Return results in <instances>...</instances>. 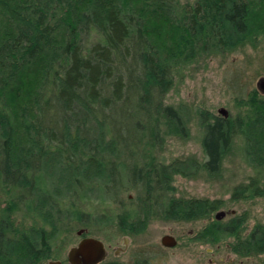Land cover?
Returning a JSON list of instances; mask_svg holds the SVG:
<instances>
[{"label":"trees","instance_id":"trees-1","mask_svg":"<svg viewBox=\"0 0 264 264\" xmlns=\"http://www.w3.org/2000/svg\"><path fill=\"white\" fill-rule=\"evenodd\" d=\"M263 32L264 0H0V195L7 204L0 209V264L57 257L61 234L73 230L66 225L83 224L81 206L105 201L121 210L116 215L108 202L109 215L93 219L101 227L135 235L150 217L208 219L197 240L230 236L238 257L263 256L264 224L244 234V214L211 219L225 206L222 198L176 197L172 182L200 171L217 175L236 137L246 132L255 141L254 132L264 133V95L254 89L236 98L246 111L234 116L197 109L201 161L158 156L166 137L188 136L180 107L165 103L184 69L253 45ZM32 65L26 104L15 109L6 91ZM260 146L256 174L264 173V141ZM97 186L113 189L111 199H92ZM133 190L132 199L124 196ZM256 197L264 198V183L251 178L230 200Z\"/></svg>","mask_w":264,"mask_h":264},{"label":"rangeland","instance_id":"rangeland-1","mask_svg":"<svg viewBox=\"0 0 264 264\" xmlns=\"http://www.w3.org/2000/svg\"><path fill=\"white\" fill-rule=\"evenodd\" d=\"M182 3L184 0H181ZM61 34L55 38L60 39ZM36 66L24 70L14 83H11L6 91L8 103L17 108L24 102V97L32 87V77H35ZM184 78L177 91L171 90L166 97L165 103L180 107V111L187 118L188 136H168L163 141V148L158 152L159 159L165 163L174 159L196 158L199 162L203 159L200 139L203 135L198 126L197 109H203L215 116H234L238 110H245V106H237L236 98H247L255 89L259 94L264 91L259 89L257 83L264 77V32L257 34L256 42L248 43L227 55H212L202 60L198 65L192 63L184 69ZM32 71V75L30 72ZM223 108L226 116L219 110ZM20 114V109H17ZM243 132L236 137V147L229 153L221 165V171L217 175L208 177L204 172H198L188 177L175 176L173 193L176 197L196 198H222L225 206L217 213L222 212L218 219L226 220L236 214H244L247 219L243 224L244 234H247L257 223L264 224V198L256 197L246 201L230 200L232 189L239 184H246L251 178L261 179L264 183V173L260 171L259 177L257 162L254 160L259 154L260 144L264 141V133H253V138L247 139ZM257 140V141H256ZM252 142H258L259 150L249 147ZM253 145V144H252ZM253 152V153H252ZM121 171V182L127 183L129 170ZM127 174V176H126ZM262 174V175H261ZM126 176V177H125ZM97 186L94 200H110L114 190L105 192ZM127 198L132 199L135 191L126 193ZM122 197V200L127 198ZM106 206L100 207L95 202L92 206L82 205L83 224L72 221L66 226L72 227V231L61 234V246H58L57 254L60 259H66L68 248L77 243L79 237L76 230L86 228L87 234L102 240L107 250V256L103 262L116 261L121 264H264V255L260 257L240 258L232 253L230 246L232 237H221L218 242L210 244L203 240H197V233L208 224V219L198 221H165L159 217L147 218L145 230L140 234L124 235L115 225L101 227L96 223L95 216L110 212V202L116 208V215L120 213V206L114 201H105ZM105 204V203H104ZM6 196L0 195V209L6 207ZM103 208V211H101ZM109 212L107 216L109 215ZM216 213V214H217ZM89 215L90 218L85 219ZM213 215L211 219H215ZM21 215H14L16 223L22 222ZM217 218V217H216ZM28 220V219H26ZM67 222V221H66ZM87 223L88 226L85 224ZM100 224V225H99ZM115 224V223H114ZM127 238V248L124 249L122 242ZM163 238L171 244H164ZM174 245V246H173ZM124 249L123 253H118ZM117 252V254H116ZM68 264V262H64ZM45 264V263H43Z\"/></svg>","mask_w":264,"mask_h":264},{"label":"water","instance_id":"water-1","mask_svg":"<svg viewBox=\"0 0 264 264\" xmlns=\"http://www.w3.org/2000/svg\"><path fill=\"white\" fill-rule=\"evenodd\" d=\"M257 86L259 89L264 91V77L259 79ZM219 112L222 113L223 116H226L227 114L225 109L223 108H221ZM220 214H222V212H219V214L217 213L216 217L219 218ZM162 242L168 245L171 244L166 241V238H163ZM69 255L73 260L76 259L78 256H82V264H96L104 258V244L98 238L86 237L80 240L76 247H73L70 250ZM74 264H80V262H76Z\"/></svg>","mask_w":264,"mask_h":264},{"label":"flooded vegetation","instance_id":"flooded-vegetation-1","mask_svg":"<svg viewBox=\"0 0 264 264\" xmlns=\"http://www.w3.org/2000/svg\"><path fill=\"white\" fill-rule=\"evenodd\" d=\"M76 235L79 237V239H78V241H77V243L76 244H74V245H72V246H70L69 248H68V250H67V252H66V262H68V264H74V263H76V262H80V264H82L81 262H82V259H83V257L82 256H78L76 259H71V257H70V255H69V252H70V250L73 248V247H76V245L80 242V240H82L83 238H86V237H94V236H91V235H88L87 234V229L86 228H80V229H78V230H76ZM94 238H97V237H94ZM102 241V240H101ZM103 242V241H102ZM104 244V243H103ZM122 244V246H124V249H126L128 246H127V244H128V242H127V238H126V240H124V242H122L121 243ZM174 246V245H173ZM104 249H105V255H104V258L100 261V262H98V263H96V264H100V263H102L104 260H105V258H106V256H107V250H106V247H105V244H104ZM124 249H120L119 250V252L118 253H123L125 250ZM116 254H117V252H116ZM65 260H62V259H60V257H58V255H57V257H54V258H52V259H48L47 261H45L44 263L45 264H65L64 262H65Z\"/></svg>","mask_w":264,"mask_h":264}]
</instances>
